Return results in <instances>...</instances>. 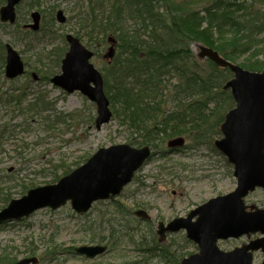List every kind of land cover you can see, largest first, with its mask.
Masks as SVG:
<instances>
[{
	"label": "rangeland",
	"instance_id": "1",
	"mask_svg": "<svg viewBox=\"0 0 264 264\" xmlns=\"http://www.w3.org/2000/svg\"><path fill=\"white\" fill-rule=\"evenodd\" d=\"M171 1L191 12L207 8L213 0H161L158 6L164 11L169 10ZM33 2L38 3L40 8H31L29 4ZM241 2L250 5L246 14L259 12V19L264 21V4L253 0ZM88 3L89 0H28L19 8L20 25L31 24L30 15L34 11H44L41 13V28L45 30L34 34L21 28L23 33H19L16 27L7 26L0 35L3 45L10 44L28 64L25 76L14 80V85L2 79L0 90L7 91L13 86L28 88L30 101L42 93L50 104L40 117H34L27 111L15 110L13 104L4 103L6 97L2 101L0 92V127L7 126L11 132V138L4 140L0 147V189L11 191L10 201L21 199L31 189L56 184L65 176V170L69 169L71 173L100 149L129 144L131 140L129 130L114 119L98 130L94 103L79 92L65 93L42 78L51 73L54 76L61 74V61L68 51L65 37L74 35L84 26L88 18ZM58 10L63 11L67 18L65 25L51 22V14L55 17ZM242 15L243 11L236 13L237 17ZM139 26L137 20L126 21L130 32ZM147 37L144 39L147 40ZM83 43L88 45L86 39ZM200 45L205 46L198 42L190 45L195 55ZM88 48L95 52L92 63L104 75L113 63L109 64L108 59L103 57L110 48L108 42L98 51L94 47ZM123 52L117 47L116 59ZM251 53L243 56L239 63ZM60 57V66L57 67ZM260 59L264 57L260 56ZM199 63L203 66L205 62L199 60ZM165 94L168 95L167 92ZM110 108L113 112L111 103ZM178 137L186 139V146L181 152L168 154V141L160 143V148L155 150L156 156L136 174L134 181L120 196L95 204L87 214H77L68 204L56 211L44 209L22 221L0 225V264L8 261L2 259L13 260L12 264H15L32 257L39 259L38 264H174L171 258L166 259L157 251H139L141 238L147 244L154 236L158 240L156 234L160 222L168 224L175 219L186 218L207 201L227 195L237 187L233 168L213 145L195 147L191 138H175ZM56 176L60 179L55 182ZM27 187L30 188L25 191ZM245 203L264 209V191L257 189L245 199ZM117 207H122V216L129 221V226L134 227L131 231L135 233L133 240L124 237L122 233L126 232L118 225L121 238L106 254L92 261L75 255L73 250L76 248L95 246L91 239L93 236L100 237L103 229L105 236L108 235L107 229L119 215ZM139 210L146 212L150 220L137 218L135 213ZM108 220L112 223H107ZM259 237L253 236L251 240ZM249 242L247 237H243L221 241L218 246L223 251H231ZM163 246L178 254V258H186L198 251L184 231L169 235ZM52 247L57 249L55 257L49 253ZM147 247L150 249L152 246L149 244ZM263 261L264 253H255L253 264H262Z\"/></svg>",
	"mask_w": 264,
	"mask_h": 264
},
{
	"label": "trees",
	"instance_id": "2",
	"mask_svg": "<svg viewBox=\"0 0 264 264\" xmlns=\"http://www.w3.org/2000/svg\"><path fill=\"white\" fill-rule=\"evenodd\" d=\"M233 1L213 0L203 10L187 12L172 1L170 9L164 11L158 2L150 0H89L87 21L75 31V35L81 41L86 39V46L97 51L107 43L109 36H113L117 47L124 51L120 57H115L103 76L113 119L129 130V145L137 148L149 146L156 150L160 148V143L185 136L195 142V147L212 146L214 138L221 136L220 125L225 114L235 105L230 92L223 90L233 75L209 60L202 66L190 45L193 42L202 43L247 71L264 70V59H260V56L264 57V37H261L264 35V21L259 19L261 14H246L250 5L241 0ZM253 1L264 4V0ZM5 2L0 0V7ZM29 5L40 8L36 2ZM239 11H243L241 17L236 16ZM18 15L15 27L23 33L19 10ZM131 19L140 22V26L130 32L126 21ZM51 22L55 24L53 13ZM7 26L10 27L0 23L1 36ZM251 51V55L239 63ZM60 60L61 57L57 67ZM52 76L54 73L42 78L50 81ZM2 79L6 82L5 47L0 38V82ZM0 92L2 101L6 97L4 103L13 104L15 110L27 111L34 117H40L50 106L42 93L30 101L28 88L13 86ZM8 138H11L9 127H0V147ZM69 172V169L65 170L64 174ZM59 179L56 176L55 182ZM11 198V191L0 189V210L8 205ZM117 208L119 215L115 217L118 220L113 219L115 225L108 220L107 223H112L107 229L108 235L105 236L103 229L100 237H92L93 243L112 249L121 238L119 227L125 230L126 233H122L124 237L133 240L135 233L131 231L134 227L129 226V221L122 216V207ZM141 240L138 245L141 252L157 251L162 257L171 258L174 264H180L184 258H178V254L169 251L168 247L159 245L155 236L149 241L150 249H147L149 244ZM55 252L57 249L52 247L49 253L55 257ZM2 260H8L6 264L14 262Z\"/></svg>",
	"mask_w": 264,
	"mask_h": 264
},
{
	"label": "water",
	"instance_id": "3",
	"mask_svg": "<svg viewBox=\"0 0 264 264\" xmlns=\"http://www.w3.org/2000/svg\"><path fill=\"white\" fill-rule=\"evenodd\" d=\"M26 0H7L0 9L2 23L14 25L17 7ZM156 2L158 0H151ZM32 23L25 26L32 32L41 29V14H31ZM56 20L64 25L67 18L58 11ZM69 50L62 60V72L51 79V84L68 94L75 92L87 97L97 108L95 126L100 130L111 122L113 114L110 101L104 91L102 74L91 63L94 53L81 41L69 34L66 36ZM112 45L108 60L115 57L116 40L109 38ZM5 76L15 80L24 76L26 67L21 55L10 45L6 47ZM197 58L214 62L221 69H230L233 78L225 85L235 101L229 111L221 132L223 138L215 141V148L234 167L237 180L235 191L211 199L192 211L186 218L175 219L165 225L159 223V242L165 243L167 234L184 230L188 240L195 243L199 251L185 258L181 264H253V254L264 252V209L247 206L245 198L256 189L264 190V70L250 72L227 61L218 52L199 46ZM183 138L168 143L169 149L182 148ZM150 147L134 148L120 144L100 149L86 164L63 177L58 183L30 190L21 199L12 200L0 211V225L20 221L43 209L56 211L68 203L78 214H85L99 201L119 196L133 180L135 174L151 157ZM138 216L148 220L147 213ZM261 234L263 237L231 251L219 248V241L239 239L243 236ZM107 252L106 246H89L75 249V253L93 260ZM38 258L24 259L16 264H38ZM264 264V262L262 263Z\"/></svg>",
	"mask_w": 264,
	"mask_h": 264
}]
</instances>
